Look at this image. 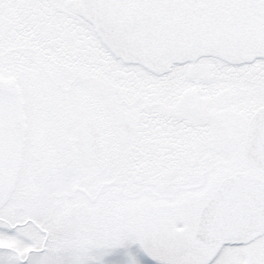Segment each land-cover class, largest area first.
<instances>
[{
  "label": "snow or ice",
  "instance_id": "1",
  "mask_svg": "<svg viewBox=\"0 0 264 264\" xmlns=\"http://www.w3.org/2000/svg\"><path fill=\"white\" fill-rule=\"evenodd\" d=\"M0 264H264V0H0Z\"/></svg>",
  "mask_w": 264,
  "mask_h": 264
}]
</instances>
